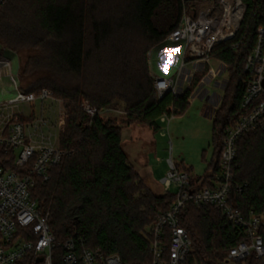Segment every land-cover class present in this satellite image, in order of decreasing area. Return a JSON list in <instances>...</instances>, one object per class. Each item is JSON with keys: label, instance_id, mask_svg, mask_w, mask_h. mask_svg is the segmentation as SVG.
<instances>
[{"label": "trees", "instance_id": "trees-1", "mask_svg": "<svg viewBox=\"0 0 264 264\" xmlns=\"http://www.w3.org/2000/svg\"><path fill=\"white\" fill-rule=\"evenodd\" d=\"M211 1L216 0H6L1 5L0 46L20 59L19 89L36 94L48 89L65 109L59 138L65 154L51 166L48 180L37 179L32 195L48 214L57 240L73 239L78 251L118 253L124 264L151 260L147 231L176 193H157L144 181L123 147V126L100 111L123 102L125 124L154 132L160 130L163 114L185 112L203 75L182 97L167 93L158 98L148 51L179 27L185 9ZM245 1L248 9L236 37L212 52L228 66L230 83L213 117L214 157L204 175L192 178L202 185L219 172L226 129L249 112L242 99L244 63L262 22L264 0ZM36 70L54 77H34ZM72 76L80 79L76 85L68 84ZM84 100L97 108L95 116L84 110ZM0 163L15 168L14 153L0 148ZM235 164L231 202L245 213L263 212L264 130H249L237 141ZM180 219L193 242L189 262L215 263L240 240L236 228L213 206L187 203ZM64 252L63 247L55 250L54 264H63Z\"/></svg>", "mask_w": 264, "mask_h": 264}, {"label": "built area", "instance_id": "built-area-1", "mask_svg": "<svg viewBox=\"0 0 264 264\" xmlns=\"http://www.w3.org/2000/svg\"><path fill=\"white\" fill-rule=\"evenodd\" d=\"M5 1L0 0V7ZM247 9L245 0H216L185 9L179 27L166 39L175 46L164 50L166 61L162 64L165 72L173 64L178 69L171 77L153 74L158 98L167 93L182 97L199 74L203 76L189 100L202 97L208 92V85L220 81L218 78L228 73V66L222 61L218 67L212 65V52L217 45L236 37ZM239 44L236 42L234 47ZM244 73L242 99L249 112L226 129L216 178L209 185L194 182L187 170L178 168L172 155L167 159L170 170L161 184L164 191H170L172 185L178 191L174 202L156 216L147 231L151 237V260L146 264H264V211L245 213L231 202L237 141L249 130H264V12L255 44L244 63ZM18 80L12 74L9 60L0 56V85L13 84L18 92L15 98L0 102V148L15 155V168L0 163V264H54V252L59 247L65 249L60 254L63 264H124L118 253L105 255L90 248L78 251L73 239L57 240L48 214L32 195L37 179L48 180L51 166L62 160L65 151L52 134L44 135L42 124L48 125L47 120L42 118L29 124L21 120L18 107L47 99L62 101L48 89L40 94L23 92ZM83 108L91 117L98 112L88 101ZM120 111L126 115V111ZM172 116L163 114L160 118L169 121ZM64 117L58 124L60 131L65 126ZM237 189L242 190L240 186ZM187 203L217 208L236 228L240 240L224 258L215 263L189 262L193 242L180 219Z\"/></svg>", "mask_w": 264, "mask_h": 264}, {"label": "rangeland", "instance_id": "rangeland-1", "mask_svg": "<svg viewBox=\"0 0 264 264\" xmlns=\"http://www.w3.org/2000/svg\"><path fill=\"white\" fill-rule=\"evenodd\" d=\"M173 46H175L174 43L165 40L148 51L152 72L161 77H171L175 74L178 65L173 64L165 72L162 69L163 61L161 59L162 50ZM0 56L9 60L12 74L18 79L20 70L18 55L0 46ZM220 63L221 61L216 58L212 60V65L215 67H218ZM87 73L88 76L90 72ZM42 75L54 77L53 73L42 70H36L33 76L38 77ZM90 78L88 76L89 80ZM218 80H220L217 82L218 87L213 82L207 86L209 91L207 96L203 98L191 97L189 106L185 112L174 115L165 124H160V130L157 132L152 131L149 127L137 124L126 126V115L120 111L124 109L123 106L125 104L123 102L119 104V107L114 108V110L112 108H105L100 111L105 119L112 118L117 124L123 126V147L129 156L130 162L135 166L146 183L150 181L149 183L152 182L158 186H154V190L157 193H161L163 190L161 186L159 187V183L170 170L167 161L170 155H172L180 170H189L191 178L204 175L207 171L215 153L212 143L213 117L222 95L230 83L228 73L219 77ZM79 81V77L72 76L69 78L68 84L76 85ZM88 88H91L92 91L95 89V87L90 86ZM214 93H216L215 96ZM17 94L18 92L13 84L4 87L0 85V102L11 100ZM86 101L88 100H84V102ZM18 110L21 111L20 116H24L26 122L29 124L42 118L47 120L48 125L42 124V131L45 136L52 134L59 144L61 131L58 124L61 117L66 116L63 101L53 102L50 99L44 102L36 101L30 105H20ZM60 112L62 113L60 114ZM30 113L33 114L32 118ZM64 121H66V117H64ZM177 191L178 187L172 185L170 192L177 193Z\"/></svg>", "mask_w": 264, "mask_h": 264}, {"label": "crops", "instance_id": "crops-1", "mask_svg": "<svg viewBox=\"0 0 264 264\" xmlns=\"http://www.w3.org/2000/svg\"><path fill=\"white\" fill-rule=\"evenodd\" d=\"M19 58V57H18ZM161 59H162V64L163 63H165V59H166V57H165V55H164V50H162V53H161ZM151 71H152V68H151ZM154 75H155V73L154 72H152ZM215 82V86L216 87H218V85H217V81H214ZM208 93H209V91L208 92H206L203 96H202V98L203 97H205V96H207L208 95ZM216 95V93H214V96ZM124 110V109H123ZM125 111V110H124ZM174 116V115H173ZM172 116V117H173ZM159 122H160V124H165L167 121H163L161 118H159ZM130 125H133V124H130ZM137 125H140V126H144V125H141V124H137ZM126 126H127V124H126ZM129 126V125H128ZM146 127H148V126H146ZM151 129V128H150ZM152 130V129H151ZM153 131V130H152ZM208 170V169H207ZM206 173V172H205ZM150 182V181H149ZM149 182H147V184L154 190V186H157V185H154L152 182L151 183H149ZM151 184V185H150ZM162 187V191H161V193L162 192H164V188H163V185L161 184V182L159 183V187ZM158 187V186H157ZM155 191V190H154ZM156 192V191H155Z\"/></svg>", "mask_w": 264, "mask_h": 264}]
</instances>
